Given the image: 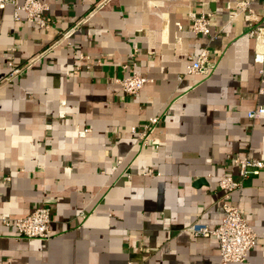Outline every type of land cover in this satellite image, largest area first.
<instances>
[{
	"label": "crops",
	"instance_id": "crops-1",
	"mask_svg": "<svg viewBox=\"0 0 264 264\" xmlns=\"http://www.w3.org/2000/svg\"><path fill=\"white\" fill-rule=\"evenodd\" d=\"M39 1L53 22L44 30L0 9V217L44 206L50 237L0 223V264H219L216 240L185 229L216 227L223 202L256 236L228 264H264V167L226 200L217 187L222 174L237 179L235 158L264 164V114L246 117L264 106V52L256 63L246 21L228 24L238 0ZM251 9L264 26V0ZM207 13L214 39L188 28ZM200 47L214 68L185 75ZM10 61L25 66L13 78ZM130 73L147 80L132 96L112 83ZM150 117L160 119L141 147L130 128Z\"/></svg>",
	"mask_w": 264,
	"mask_h": 264
},
{
	"label": "built area",
	"instance_id": "built-area-1",
	"mask_svg": "<svg viewBox=\"0 0 264 264\" xmlns=\"http://www.w3.org/2000/svg\"><path fill=\"white\" fill-rule=\"evenodd\" d=\"M253 0H238L234 3V11L231 12L228 19L229 23H234L238 17L242 18L249 26L248 34L253 37L255 43L253 60L256 63H263V52L257 49V41L259 38L264 39V26H253L258 20V16L254 14L251 9V3ZM10 7L12 10V19L14 22L19 21V13H22L27 23L36 26L39 29H48L52 26V19L46 14L48 6L39 0H0V9ZM213 16L207 14H190L188 28L194 35H200L208 39H214L216 34H210L208 29V23ZM178 28L179 25L176 24ZM225 26V25H224ZM223 25L219 28H223ZM239 32L237 33L238 36ZM70 34L63 33L61 35L64 39H67ZM133 54H131L132 56ZM78 61H88L89 57L83 54L76 55ZM187 65L185 67V75H205L214 68V63L209 59V53L205 47H200L195 54L187 56ZM8 66V78H13L20 74L24 67H14L12 62L7 63ZM89 66L85 65V68ZM259 74L262 75V69L259 70ZM147 82L136 75L130 73V75L123 78H114L112 83L116 85L120 92L126 95L137 94L143 85ZM263 83L261 78L260 84ZM258 94H264V88L262 86L258 89ZM264 114V106H256L254 109L247 111L246 117L250 120L258 119ZM159 117H150L145 124L141 127H131V134L135 135L136 140L141 147L148 145L151 141L150 135L152 129L159 122ZM85 132V130L83 131ZM82 133V132H81ZM233 164L237 166V179H233L229 175L222 174L218 178L217 187L223 193V199L226 200L229 194L240 191L242 189V183L248 176H255L259 170L264 167V164L260 161H252L245 157L233 159ZM143 176L151 177L154 173L151 170H146L142 174ZM158 175V174H156ZM223 211V217L220 223L210 229L203 224L193 223L186 227L185 231L194 237H213L218 244V263H243L245 261L247 253L254 247L256 243V236L252 229L246 223L243 214L240 212L237 206H232L223 202L221 205ZM50 214L48 208L44 206H38L31 213L21 218H7L0 217V223L4 226H11L15 229L18 237L24 240H40L47 241L50 237L49 223Z\"/></svg>",
	"mask_w": 264,
	"mask_h": 264
},
{
	"label": "bare ground",
	"instance_id": "bare-ground-1",
	"mask_svg": "<svg viewBox=\"0 0 264 264\" xmlns=\"http://www.w3.org/2000/svg\"><path fill=\"white\" fill-rule=\"evenodd\" d=\"M263 43H264V39H262V38H259V39H258V44L262 46V45H263Z\"/></svg>",
	"mask_w": 264,
	"mask_h": 264
}]
</instances>
